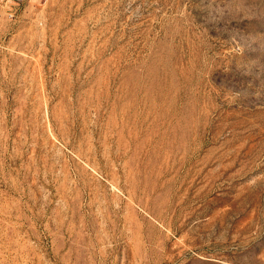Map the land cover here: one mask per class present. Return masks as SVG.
Masks as SVG:
<instances>
[{"label": "rangeland", "instance_id": "rangeland-1", "mask_svg": "<svg viewBox=\"0 0 264 264\" xmlns=\"http://www.w3.org/2000/svg\"><path fill=\"white\" fill-rule=\"evenodd\" d=\"M0 264H264V0H1Z\"/></svg>", "mask_w": 264, "mask_h": 264}, {"label": "built area", "instance_id": "built-area-1", "mask_svg": "<svg viewBox=\"0 0 264 264\" xmlns=\"http://www.w3.org/2000/svg\"><path fill=\"white\" fill-rule=\"evenodd\" d=\"M1 1V0H0Z\"/></svg>", "mask_w": 264, "mask_h": 264}]
</instances>
